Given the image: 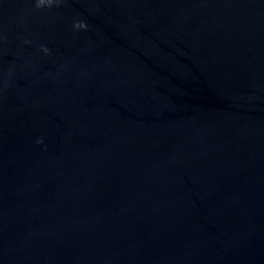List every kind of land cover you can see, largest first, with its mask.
Listing matches in <instances>:
<instances>
[{
	"label": "water",
	"instance_id": "obj_1",
	"mask_svg": "<svg viewBox=\"0 0 264 264\" xmlns=\"http://www.w3.org/2000/svg\"><path fill=\"white\" fill-rule=\"evenodd\" d=\"M0 264H264V0H0Z\"/></svg>",
	"mask_w": 264,
	"mask_h": 264
}]
</instances>
